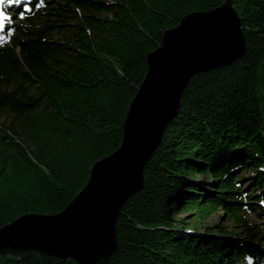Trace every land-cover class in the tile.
Listing matches in <instances>:
<instances>
[{
  "label": "trees",
  "instance_id": "trees-1",
  "mask_svg": "<svg viewBox=\"0 0 264 264\" xmlns=\"http://www.w3.org/2000/svg\"><path fill=\"white\" fill-rule=\"evenodd\" d=\"M61 1L43 0L25 15L54 21L27 30L11 25V43L0 47V112L8 116L0 122V228L26 213H59L73 200L92 165L120 146L147 55L165 30L225 0ZM235 5L245 56L190 80L145 168L143 189L121 209L118 248L104 264L263 261L264 231L244 226L248 213L264 215V0ZM74 8L89 13L76 20ZM69 19L77 21L73 40H53L57 23ZM250 169L252 190L242 181ZM220 210L244 231L219 223L199 233ZM0 264L76 263L33 253L0 256Z\"/></svg>",
  "mask_w": 264,
  "mask_h": 264
},
{
  "label": "water",
  "instance_id": "water-1",
  "mask_svg": "<svg viewBox=\"0 0 264 264\" xmlns=\"http://www.w3.org/2000/svg\"><path fill=\"white\" fill-rule=\"evenodd\" d=\"M247 50L234 0L186 14L147 55V73L132 99L120 146L97 160L82 190L59 213H26L0 228V256L38 254L46 262L104 264L118 248L124 204L144 187V171L176 115L190 80L229 66Z\"/></svg>",
  "mask_w": 264,
  "mask_h": 264
},
{
  "label": "rangeland",
  "instance_id": "rangeland-1",
  "mask_svg": "<svg viewBox=\"0 0 264 264\" xmlns=\"http://www.w3.org/2000/svg\"><path fill=\"white\" fill-rule=\"evenodd\" d=\"M49 1H51V0H49ZM37 2L39 3V1H37ZM65 2H66L65 0H62L61 4H64ZM62 6H64V5H62ZM6 7H7V5H6ZM64 8L67 9V7H65V6H64ZM47 9H48V7L46 6L45 10H47ZM74 9H75L76 14L78 16L76 20L82 19V15L83 14L89 13V12H86V11L78 10L76 8H74ZM44 12H50V11L48 10V11H44ZM9 15L11 16L10 20H12L13 22H16L17 25L20 28L23 27V30L38 28V27H41L43 24L50 23V22H52V21H54L56 19L55 16H53V15L50 16V17H48V16H38V20L35 19V20L32 21V20H27V19L21 17L19 15V13H14V15H13V12L12 13L10 12ZM47 18H50V20L47 21ZM76 20L69 19L68 21H66V23H62V22L57 23V24H62V25L58 26V29L54 33L52 39L53 40H60L62 42H71L73 40V38L75 36L74 34H75L76 30H77V28L75 27V23L77 22ZM7 39H9V38L6 37V40ZM0 41H1V38H0ZM258 95L260 97L261 111H262V116H263V119H264V78H262L261 81L259 82ZM0 122H3V123L4 122H8V116H7V114L5 112H0ZM252 175H254V171L252 169H250L249 171H247L245 173V178L242 180L243 184H244V187L246 189H248V190H252L253 189L251 187V183L249 181V179H250L249 177L252 176ZM199 177L201 179H206V178L210 179V178H212V176H210V175L206 176V177H204L203 175H200ZM223 212H224L223 210H220L218 213L214 214L210 219H208L207 221L202 223L198 227L197 231L199 233H203V232H205L207 226L208 227H214V226H216L219 223H222L223 225L230 226V227L232 226L238 232H243L244 231V229H241L242 227H240L239 225H235L232 220H229ZM262 212L263 211H261V213ZM180 216L181 217H185L186 213L182 212L180 214ZM186 218L189 219V217H186ZM246 219H247L248 224L246 226H244V228L252 227L257 232L264 231V215H260L259 213H248L246 215ZM245 235H247V234H245Z\"/></svg>",
  "mask_w": 264,
  "mask_h": 264
},
{
  "label": "snow or ice",
  "instance_id": "snow-or-ice-1",
  "mask_svg": "<svg viewBox=\"0 0 264 264\" xmlns=\"http://www.w3.org/2000/svg\"><path fill=\"white\" fill-rule=\"evenodd\" d=\"M21 3L22 0H0V28H3L5 26V22L11 19V16L5 10V5H12V4L20 5ZM27 10L29 9L25 8V11ZM19 15L23 17L24 12H20Z\"/></svg>",
  "mask_w": 264,
  "mask_h": 264
}]
</instances>
